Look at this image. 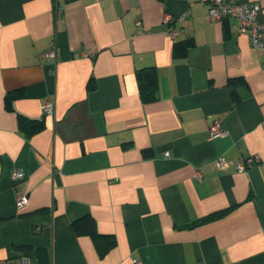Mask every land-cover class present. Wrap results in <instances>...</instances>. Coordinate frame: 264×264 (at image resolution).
<instances>
[{
  "label": "crops",
  "instance_id": "1",
  "mask_svg": "<svg viewBox=\"0 0 264 264\" xmlns=\"http://www.w3.org/2000/svg\"><path fill=\"white\" fill-rule=\"evenodd\" d=\"M237 1L257 3L264 22V0ZM208 4L0 0V264H264V54ZM145 67L158 79L151 101ZM20 114L43 128L28 135ZM213 120L225 136H211ZM15 190L28 196L20 210ZM82 217L113 238L104 254L75 232Z\"/></svg>",
  "mask_w": 264,
  "mask_h": 264
},
{
  "label": "built area",
  "instance_id": "2",
  "mask_svg": "<svg viewBox=\"0 0 264 264\" xmlns=\"http://www.w3.org/2000/svg\"><path fill=\"white\" fill-rule=\"evenodd\" d=\"M260 7L257 3L242 2L237 0H209L208 14L212 20H220L226 16H235L239 19V31L246 33L249 36L251 44L258 48L259 51L264 54V22L258 18ZM189 11H184L178 16V19H183L188 15ZM171 19L170 14H165V22ZM136 25L141 24V20L135 21ZM167 32L171 38H175L178 34L176 28L169 27ZM85 56L89 55V51H84ZM45 55L47 58H51L53 61L57 59V51L55 47L47 49ZM43 114H51L53 112V103L45 102L41 106ZM209 130L211 136H225L227 134L226 129L223 127L219 120H213L209 124ZM258 161L257 156H249L241 158L236 162V168L239 171H244L251 167L255 162ZM215 163L218 167L223 166L227 163V160L223 156H219ZM23 171L21 168H13L11 170V177L16 181L23 178ZM197 177H201L200 170H197ZM28 202V196L25 192L15 190V206L18 210L23 208ZM25 264V263H23ZM133 264H140L138 260H133Z\"/></svg>",
  "mask_w": 264,
  "mask_h": 264
},
{
  "label": "trees",
  "instance_id": "3",
  "mask_svg": "<svg viewBox=\"0 0 264 264\" xmlns=\"http://www.w3.org/2000/svg\"><path fill=\"white\" fill-rule=\"evenodd\" d=\"M139 90L141 97L144 101H151L157 98L158 90V79L156 72L153 67H145L137 70L136 73ZM238 81H241L238 79ZM90 86V85H89ZM233 92V91H232ZM23 95L22 89H15L8 91L4 97L5 107L7 109H13V101L17 97ZM44 121L42 118H30L28 116L19 115V127L24 130L28 135L39 131L43 128ZM228 209L219 210L203 216L190 224L188 226H193L223 215ZM73 228L77 233H87L90 234L96 242L97 248L101 254H104L112 245L113 238L108 235L99 234L96 231L94 220L90 217H82L73 222Z\"/></svg>",
  "mask_w": 264,
  "mask_h": 264
}]
</instances>
